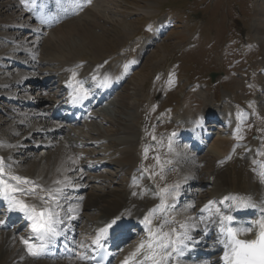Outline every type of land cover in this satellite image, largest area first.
I'll use <instances>...</instances> for the list:
<instances>
[{
	"label": "rangeland",
	"instance_id": "obj_1",
	"mask_svg": "<svg viewBox=\"0 0 264 264\" xmlns=\"http://www.w3.org/2000/svg\"><path fill=\"white\" fill-rule=\"evenodd\" d=\"M22 1L11 0L12 3L6 8V14H0V21L9 23L14 18V21L22 26L29 24L28 27L38 29L40 24L34 21L29 13L20 14V11H23L21 9L26 7ZM258 2L259 0H92L88 3V8L100 12L103 16L104 22L102 20L100 22L103 28L109 30L117 27L125 36L109 49L104 48L102 44H96L99 48L93 50L91 46L85 44L82 51L76 53V61L79 63L81 59L84 62L83 64L81 61V66L92 67L88 61L95 59V62H100V66L103 67L113 59L124 60L127 54L135 49L133 53L143 51L140 66L144 63V70L138 79H133L134 75H131L132 81L129 82L128 78L130 84L126 92L124 91L126 95H118L119 98L123 96L127 98L126 107L117 108L121 106L119 103L121 100L114 93V96L102 105L100 111L96 110L108 120V123L103 118L92 117L94 119H90L91 127H98L108 138H115L116 135L111 131L117 127L116 117L121 114V117L127 116L129 120L127 122L132 126L134 133L142 136L140 140L138 136L135 138L138 141L135 159H142L139 164L148 162L147 165H143V168L154 184L160 185L161 181H166L168 184H162L160 187L170 188V185L174 186L183 181L185 184L178 185H184L187 190L198 194L209 190L212 186L209 184L208 176L216 155L213 143L220 138L230 139L225 146V151L231 152L236 146L255 140L257 155L264 154V51L252 27V21L260 7ZM30 7L35 6L30 4L27 9ZM56 13L57 11L53 12L52 16ZM11 14L14 16H10ZM85 16L88 14H82L81 11L67 20L82 17L80 19L82 21ZM123 21L125 23H122ZM160 25L166 26L167 29L158 33V37L156 36L158 39H153L155 35L153 36L152 29ZM56 27L58 26L55 24L43 30L30 31L0 24V35L7 33L12 36L10 39L0 37V53L16 56L21 61L14 65L10 59L0 58V61L6 63L4 67L0 66V83L6 85L5 88L0 89V97H8L10 96L8 93L14 92L18 98L15 102H10L9 97L0 98V117L6 122L12 121L21 126L17 135L13 136L10 131H4L1 124L0 146H3L1 143L8 145L9 155L14 158L15 163L12 167L13 171L21 176L24 173V177L29 176L28 178L30 175L27 174L25 167L29 162L37 163L36 172L40 167H48V163H45L43 159L40 162L39 158L51 152L54 153L59 146L65 147V143L69 140H77L78 134L85 128L83 123L75 130H67L64 127L63 133L53 138L47 135V131L51 129L54 122H50L45 116L34 117L35 113L42 112L48 106L49 100H58L60 97L58 94L61 88L56 84L45 88L44 92L39 87V95L36 92V87L39 86L38 78L47 76L48 70L54 69L60 78H64V73L59 67H55V64L51 66L47 62L51 55L59 56V54L54 49L50 52H42L43 45L38 42L41 37L52 38L51 30ZM90 30L100 32L96 27ZM72 33L69 34V38L73 45L77 46L83 41L82 34ZM110 33L111 31L108 35L112 38ZM82 44L84 43H80ZM64 51L63 49L62 52ZM79 56H81L80 59ZM112 70L114 71L113 67ZM137 70L138 67L132 74ZM211 72L216 73L212 83L209 78ZM23 78H26V81L31 80L27 89L14 83L15 80H21L19 83L23 84ZM51 80L54 81L55 78ZM137 88L141 90L137 91ZM36 100H39L36 105H25L27 102ZM194 103L197 104L193 106ZM123 111L127 115H124ZM194 114H203L206 117L204 127L213 121L214 115H222L226 121L224 125L207 130L211 134L210 139L202 143L204 149L194 155L203 161L202 163L197 161L198 166L188 169L184 164L187 159L181 161L179 157L182 150H187L189 144L185 145L184 142L169 147L160 141L170 137L164 134L170 132V130L166 131L167 128H171V131L183 130L187 117ZM37 123L42 124L39 131L45 135L41 136L40 133L28 138ZM237 136L242 138L238 139ZM99 139V135L94 134L90 139H82L86 142L85 151L88 155L84 153L85 159L83 156L82 158L87 164L81 165L79 161L73 164L71 159L66 166H72V171H67L68 168L64 166L54 167L56 175L62 178L67 176L74 186L79 187L78 190L71 187L68 190L65 189L67 198L62 199L63 202L75 200L80 196L74 195L89 193L99 185L102 187L107 183L112 188L119 189L124 184V173H120L118 164L112 165V161H103L108 164L97 170L94 168L90 172L86 171L87 166H90L87 158L97 161L102 158L99 154L101 147L107 146V143ZM44 141H52L53 144L43 147L41 143ZM96 142L97 145H95ZM190 144L192 145L191 142ZM77 148L82 151L80 146ZM186 153L190 155L188 150L184 151L183 155ZM157 156L160 157V163H157L155 159ZM95 161L91 163L95 164ZM198 174H201L200 181L190 183L189 177L194 178ZM97 176L103 177L102 179L107 182L97 179ZM153 188L159 193L160 189H156L155 186ZM190 211L191 207L190 209L182 207L173 216L186 215ZM80 212H82L81 216L85 215L81 222L94 218L96 214L95 209H82ZM26 230L25 224L19 229V233H25ZM14 233L16 246L22 251L19 239L16 241L18 235L15 230ZM31 258L26 255L23 261L31 260ZM55 261L58 260L52 261V264H57V262L53 263Z\"/></svg>",
	"mask_w": 264,
	"mask_h": 264
},
{
	"label": "bare ground",
	"instance_id": "obj_2",
	"mask_svg": "<svg viewBox=\"0 0 264 264\" xmlns=\"http://www.w3.org/2000/svg\"><path fill=\"white\" fill-rule=\"evenodd\" d=\"M87 2L88 0H67L64 3H61V5L59 6L58 13H56V15L53 16L52 14L51 15L49 14L48 19L43 21L44 26L39 28L37 27L38 29L43 30L45 26L50 27L56 24L58 27L51 30V32L53 33L52 38L47 35L48 37H46L45 39L42 37L39 38L38 42L42 43L43 45L41 49L42 52H50V50L54 49V51H56L59 54L58 56L55 55L54 53L55 56L51 55L50 59L47 60V62H49L51 66L55 64V67H59L60 70L64 73V78H60L56 70L54 69L48 70L49 74L47 75H50L51 79L55 78L54 83L55 84L58 83L57 86L61 85V88L65 87L66 85L69 86V77L71 76L73 71L76 72L77 74L76 80L82 82L83 79L85 80L89 79L91 80L92 84L94 85L97 84L98 88L100 87L101 84L100 80L102 81L105 76L108 77L107 85L105 86L106 92L103 96V99L98 101L93 107V108L97 107V109H99L100 111L101 110L100 106L109 96L114 95V93L116 94L117 97L118 95L125 96L126 95L125 90L128 87V84H130L129 82L132 81V78L138 79V77H140V74L144 70V63L142 66H140L143 60L142 59L143 51L133 53L135 49H132L127 54L126 58L128 59L126 58L124 60L113 59L110 63H106L107 65L105 64V66L103 67L100 66V62L99 63L95 62V59L91 60V62L88 61L90 64H92V67H89L88 65L81 66L82 65L81 61L83 62V60L80 59L81 56L78 57L80 59L79 63L76 61L75 56L76 53L82 51L85 44L91 46L93 50L99 48L98 46H96V44L99 45L102 44L104 48L109 49L113 45H115L116 42H118L123 36H125V34L121 32L117 27L110 28L109 30L103 28L102 24L100 23L101 20L104 22L103 16L101 15L100 12L99 13L95 12L90 8L86 7ZM11 3H12L11 0H0V14L3 15L6 14L5 12L6 8ZM29 3L32 4L31 2H28L27 3L28 6L30 5ZM76 4H79V7H76ZM258 5H260V7L258 8V14L255 16V18L252 21V27H253V31L258 35L257 37L258 41L260 43L262 50L264 51V0H259ZM27 8L24 10L21 9L23 11L22 12L20 11V14L29 13L33 17V19H36L39 22L42 20V16L45 15V14L42 15V13L37 14V16L35 15L36 11L37 12L39 11L38 5L36 8L37 10H34L33 9L34 7H30V9ZM78 11H82V14L87 13L88 16H85V18L82 21L80 20L82 17L81 18L74 17L70 20H67L72 14H75ZM10 16H14V15L11 14ZM43 19H46V17ZM122 23L125 22L123 21ZM0 24H3L5 26H13L22 29H28L30 31H32V29L33 30L35 29L34 27L33 28L28 27L30 26L29 24L27 25L24 24L23 26L18 24L17 22L14 21V18L11 19L9 23H7L6 21H0ZM128 24L130 25V23H127V25ZM160 26L157 27L154 26V28L152 29V32L154 33L153 36L155 35L153 39H158L157 38L159 35L158 33L164 31L163 29H167L166 26L164 27L163 26L160 27ZM93 27L98 28L100 32L99 33L92 32L90 29ZM38 29H35V31H38ZM108 31L109 32L111 31L110 34H112L113 36L112 38L111 35H108L109 34ZM71 32H73L72 34H74V32H77L78 35H79L78 32H80L83 38V41L80 43H84V44L80 45V43H78L77 46L79 47L74 46L72 40H70L69 38L70 37L69 34ZM1 36L5 39L12 38V36L8 35L7 33L0 35V37ZM63 49L65 50L64 52H62ZM0 58L5 60L10 59L13 61L14 65L19 64V62H21L20 59H18L16 56L13 55L8 56L6 54L0 53ZM126 65L127 67H125ZM0 66L4 67L6 66V63L0 61ZM112 67L114 68V71L112 70ZM137 67H138L137 72L135 71V73L132 74ZM131 75L134 76L130 79ZM93 76L96 77L95 80L92 79ZM45 77L47 76L45 75ZM45 77L43 76L41 78H38V80H42ZM128 78L130 79L129 82H128L129 80ZM30 81L31 80L29 79L26 81V78H23L22 80L23 84L19 83L21 82V80L18 81L15 80L14 83L17 84L19 87H24L25 89H27L29 84L31 83ZM46 81L50 82L51 80L46 79ZM5 87H6L5 84L0 83V89ZM84 88L86 89L87 87ZM40 90L43 91L41 88ZM86 90L88 91V89ZM140 90L141 89L137 88V91ZM8 94H10V96H8L10 102H15L18 99L17 95L14 92H10ZM124 96L123 98L118 97L121 100L119 102L121 106H118L117 108L121 107L123 109L124 106L126 107L127 103L125 102V100H127V98ZM6 97L7 96L5 97L1 96L0 98H6ZM38 102L39 100H36L35 102L30 101L27 102L25 105L26 106H31L33 104L36 105ZM52 104L54 105V102ZM196 104L197 103H194L193 106H195ZM53 105H51V107ZM51 107H49V105L46 106L42 112L35 113L34 117L45 116L48 117L46 119L49 120V114L51 112V111L49 112V109ZM93 110L94 109H92V117L103 118V120L106 123H108V120L106 118L98 114L100 113L99 111L97 113L96 110L95 111ZM125 113L126 112L123 111V114L127 115V113L126 114ZM121 115L116 117L117 127L111 131L113 134L116 135L115 138L114 137L108 138V136L102 133L98 127H94V126L91 127L90 122H84L83 124L85 128H83L82 132L78 134L79 137L77 140L75 141L69 140L68 142L65 143L66 145L65 147L59 146L57 147L54 153L51 152L49 154H46L45 156L43 155L44 157L39 158L40 162L43 159L45 163H48L49 165L48 167L45 166L40 167L39 171L36 172V168L38 166L37 163L34 161L29 162L25 167L27 174L30 175V178L32 180H35L44 185L54 187L55 185L52 184L54 180L64 179L61 176H58V174L56 175L55 173L56 171L54 167L64 166L65 168L71 169L72 166L70 167L66 166L67 162L70 161L71 159L76 160V162L79 161V163L83 165L84 162L82 160L83 158L85 159L83 154L84 153L86 154L85 151L86 149L83 148L82 151H80L78 150L76 145L80 143V145L84 147L85 142H83L82 139H90L91 135L94 134V135H99L100 137L99 140L101 142L107 143V146L101 147V151L99 152V154L102 156V158H99L98 160L101 161L102 164H106V165L108 163L103 161H112L113 162L112 165L118 164L119 172L122 174L124 173L125 181L124 184L119 189L112 188L109 184L106 183L107 180L102 179L103 177L99 178L97 176L96 177L97 179L103 180V182L106 183L104 184V186L99 187L100 186L99 185L98 186L99 188L97 187L95 188L94 191H91L86 194L85 193H83L82 195L72 194L74 196H80L79 198L72 201L63 202V200H61V204H62V210H60L61 217L65 222L71 225H73V222H81L82 217H85V215L81 216L82 212L80 211L82 209H95L96 214L94 218L88 220L87 218H85L87 221L84 220V222H81L79 226L80 232L78 234L77 240L75 238L69 237V233L74 232V229L72 227L67 229H61V225L59 226L60 231L63 232V235L56 238L55 241L51 244V246H61V244L66 242L68 245L74 247L75 254L72 257H67L63 253L62 254L63 259L59 261H55L53 263L57 262V264H84V262L80 261L77 258V254L80 253L81 251L89 256L92 247L91 241L92 239L95 238V235L100 228L104 227L106 224L111 223V221L113 219H116L117 217H119V219L116 225L125 226L131 221L130 220L131 218H137V217L140 218L142 217V219H140L142 221L145 215H148L149 211L151 209H154L160 203V196L153 187L155 186V188L161 189L163 187H160V185L165 184L167 182L161 181L160 185L154 184L153 183L154 181L150 179L147 172L143 168V165H147L148 162H144V164L143 163L139 164L141 158L137 160L135 159L137 157L135 156V153L138 146L137 145L138 141L135 138L138 136V139L140 140L142 136L134 133L132 126H130V124L127 122L129 121L128 117L126 116L127 117L126 119V117H121ZM204 118L206 117L203 114H194L188 116L187 120L185 121V127L183 128V130H187V131L185 133L181 131L182 133H179L177 135V139L174 141V144L177 145L178 143L184 141L183 136L184 135L186 136V134L188 135L190 133L189 130L192 127L197 129V134L200 135L201 137L200 140L201 143L208 141L210 139V134L207 132L206 129L202 130L203 128L202 124L204 122ZM1 124H3L4 127L1 128L3 130L5 129L4 131H10L13 136H16L19 129H21V126H19L18 124L16 123L14 124L12 123V121L6 122L0 117V125ZM41 125L37 123V125L31 130L32 133L28 138L37 136L40 133L41 136H44L45 134L39 131L41 130L42 127ZM213 125L214 124H211V126ZM64 127H65L64 125L60 126L59 124L53 123L51 129L47 131L48 133L47 135L56 138L57 135L63 133L65 129ZM169 130L171 131V128L166 129V131ZM65 133H67V131ZM69 133L72 134V132ZM189 140H192V138ZM229 140H230L229 138H220L218 140H215L213 143L214 150L216 151V153L214 154L216 155H214L215 157L211 166V171L209 172V176H208L209 184L212 187L205 192L203 191L204 193L198 194L195 191H188L184 185H178L180 183L176 184L179 186L178 188H175L176 185L174 186L170 185L171 189L175 188V192L174 193L171 192L169 195H167L168 197L166 196L167 210L165 213H159V212L156 213L157 216H161L162 218H166L168 220L174 221L177 227L180 223H184V222H187L189 225H195V227H189L188 229L189 235L192 237V240L185 241L187 247L184 248V252L187 259L181 260L179 264H216L217 261H220V257L222 256L221 255L222 250L219 251L216 250L214 243L215 242L214 231L218 227V223H215L214 221L218 220V217H216L213 214L214 209L212 210V213L208 211L205 212L200 211V209H202L206 204H208L210 200L215 202V207L219 208L223 213L227 215H231L233 216V218L241 217L240 219H238L240 220V223L236 225L235 228L248 226L251 223V221L259 218L261 214L259 208L231 207L230 206L232 204L231 201H226L225 204L219 203V201L222 200L227 195L250 197L251 200L257 204L264 202V182H261V177H260V172L264 170V154L262 153L263 155L262 154L257 155V151H256L257 141L253 140L247 143L240 144L236 146L231 152H228L225 151L226 149L225 146L229 143ZM90 141L91 143H93L92 139ZM97 142L95 143V145H97ZM51 143L53 144L52 141L51 142L44 141L41 143L42 144L41 146L47 147V145L48 146L52 145ZM191 143L192 145H188L189 147H192L191 148L192 151L188 153L190 155H187V153L186 155H183L184 151H186L184 149L182 150L183 153L181 152L179 157L181 161L187 159L184 164L185 167L188 169L190 168L192 169V166L194 167L198 166L199 164L198 162L202 163L203 161L202 159H198L194 156V152L196 151V146H198L200 143L199 142L194 143L192 141ZM1 145L3 146H0V157H5L7 163L11 161V163L9 164L11 165V167H13V165L15 164L14 158H12L9 155L8 145L2 143ZM191 152L193 154H191ZM89 160H91L89 161V163L95 161L92 159ZM92 165L94 166L96 165V163ZM17 170L20 171L19 168H17ZM22 176H25V174L23 173ZM200 176L201 174H198L197 177L194 178L189 177L190 179L189 178L188 179L191 180L189 182L198 183L200 181ZM71 188L74 190L79 189V187L76 186H73ZM65 189L68 190L70 189V187H67ZM74 190H72V192ZM133 192L137 193V195L134 196ZM26 199H29V202H31L30 198H26ZM183 201L185 202L187 201L189 202V204H185L183 206L182 205ZM180 205H182L180 208L185 207L190 209L191 207V211L186 215L176 214L173 216V214L176 213V211H178L176 209H178ZM0 206L2 207V210L0 211L1 213L0 220L5 221L4 225L0 226V264H52V261L50 260L47 259L36 260V258L33 257L31 258L33 262H31V260L28 259L23 261L25 256L26 255L29 256V255L27 254L24 245L21 244L20 242L21 239H19L21 237L19 236L28 238L31 236V231L28 230V232H25L24 235H22L21 233L18 234L19 236H17L16 241H18L19 239L20 247L23 248V250L21 251L19 247L16 246L17 244L14 240L15 239L14 228L13 229L7 228L8 223H6L7 222L6 219L8 216H16V215H21V217L24 218V215L20 212L8 211V207H6L5 201L0 200ZM69 208H72L75 211L69 213L68 212ZM173 211L175 212L172 215H170ZM69 216H75L76 218L69 219L68 218ZM86 222H87V226H86ZM158 222L159 221L154 217L153 224L156 225ZM165 230H167V228ZM138 235L140 236L139 242L134 244H129V246L126 247L127 249L123 250L120 253V255L117 256L116 260L114 261L115 264H121L122 261H124L127 257L130 256V254L133 251H135L138 244L147 237V233L144 234L140 230H138ZM81 242H83L86 245V248L82 249L80 247ZM212 251L216 253V256L213 255ZM206 254L208 255L206 256ZM43 256L52 257L49 255H43ZM203 258L206 259L203 260Z\"/></svg>",
	"mask_w": 264,
	"mask_h": 264
},
{
	"label": "snow or ice",
	"instance_id": "obj_3",
	"mask_svg": "<svg viewBox=\"0 0 264 264\" xmlns=\"http://www.w3.org/2000/svg\"><path fill=\"white\" fill-rule=\"evenodd\" d=\"M25 6L29 0H23ZM36 0H31L35 5ZM91 3V0H88ZM79 7V4H76ZM127 67V65L125 66ZM76 72H72L69 77V87L73 89L71 94L72 102L77 103L87 98L88 91L83 87L82 82L76 80ZM96 79L95 76L92 77ZM105 76L104 80L107 81ZM175 136V133H172ZM238 139L242 138L237 136ZM153 139L155 137L153 136ZM169 147H171V138L169 139ZM147 151V150H146ZM230 158V157H229ZM157 163H160V157H155ZM73 164L76 160L71 161ZM170 163V161H168ZM163 167V165H161ZM73 169H67L72 171ZM261 182H264V170L260 172ZM53 186L41 184L28 177L16 174L11 165L7 163L5 157H0V200L7 202L8 211L20 212L30 221L31 236L28 238L21 237V244L27 254L33 258L41 257L45 254L47 247L52 244L56 238L63 235L59 226L63 223L61 217L62 204L61 200L66 199L65 188L73 187V182L67 176L63 180H54ZM179 186L176 185L175 188ZM175 188L163 187L158 195L160 203L149 211L141 221L145 225L147 232L146 239L142 240L135 251L127 257L122 264H170L177 257L183 255L184 248L187 247L185 241H191L189 235V225L187 222L180 223L178 227L174 221L157 216L156 213H165L167 210L166 196L175 191ZM133 195L137 193L133 192ZM30 198L31 202H29ZM231 201V207L243 208H259V218L251 221L248 226L234 228L230 227L233 216L223 213L219 208L215 207V202L209 201L201 212L208 211L218 217L214 221L218 223L220 236L218 243L223 247V255L220 257L222 264H264V202L257 204L250 197L238 195H227L219 201L225 204ZM75 211L68 209L71 213ZM159 222L154 225L153 218ZM69 219H75V216H69ZM119 217L113 219L111 223L100 228L91 243L95 247H100L102 240L107 236L109 229L117 224ZM5 221L0 220V226ZM167 228V230H165ZM80 247L86 248L81 242ZM77 258L88 264L92 257L81 252L77 254Z\"/></svg>",
	"mask_w": 264,
	"mask_h": 264
},
{
	"label": "water",
	"instance_id": "obj_4",
	"mask_svg": "<svg viewBox=\"0 0 264 264\" xmlns=\"http://www.w3.org/2000/svg\"><path fill=\"white\" fill-rule=\"evenodd\" d=\"M209 77H210L211 81L213 82L215 77H216V73L215 72L209 73Z\"/></svg>",
	"mask_w": 264,
	"mask_h": 264
}]
</instances>
